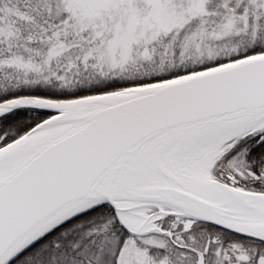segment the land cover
I'll return each instance as SVG.
<instances>
[{
	"label": "snow or ice",
	"instance_id": "snow-or-ice-1",
	"mask_svg": "<svg viewBox=\"0 0 264 264\" xmlns=\"http://www.w3.org/2000/svg\"><path fill=\"white\" fill-rule=\"evenodd\" d=\"M0 264H264V0H0Z\"/></svg>",
	"mask_w": 264,
	"mask_h": 264
}]
</instances>
